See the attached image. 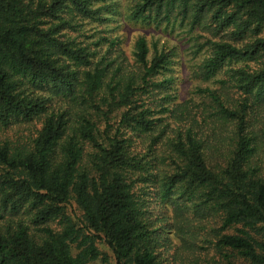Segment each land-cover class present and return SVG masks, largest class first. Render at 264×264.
Here are the masks:
<instances>
[{"label":"trees","instance_id":"16d2710c","mask_svg":"<svg viewBox=\"0 0 264 264\" xmlns=\"http://www.w3.org/2000/svg\"><path fill=\"white\" fill-rule=\"evenodd\" d=\"M116 17L196 30L218 86L174 102L177 47L128 56ZM97 240L115 264H264V0H0V264L106 262Z\"/></svg>","mask_w":264,"mask_h":264},{"label":"rangeland","instance_id":"374dc122","mask_svg":"<svg viewBox=\"0 0 264 264\" xmlns=\"http://www.w3.org/2000/svg\"><path fill=\"white\" fill-rule=\"evenodd\" d=\"M95 23H91L84 27L86 30V34H90L89 29L94 28ZM106 31H109V35L112 37H118L120 39L121 47L123 48L126 55H130L133 43L138 35H145L148 40L158 39L160 44L162 42H167L169 47H177L175 49L176 57L173 58V62L169 65L170 70L165 72V74L159 76L160 79L164 77H171L172 82L170 84V94L173 95L174 102L184 101L189 98H198L196 95V89L198 87H217L218 85H214L212 80H204L198 70V64L201 61L202 53L194 54V50L203 43L204 39L196 30H192L189 32L186 28L179 26L175 30L169 31L163 30V26L155 28L152 23H146L141 21H136L133 19H125L122 17L112 18V20L103 25ZM98 28V29H99ZM220 77V76H218ZM14 129V128H13ZM174 206L169 208V213L174 215ZM179 236V235H178ZM174 241L177 246H179V254L187 253L188 249L183 245V241L174 237L172 235ZM203 246H205V250L203 253L208 252L210 255H215V250L208 244L200 242ZM96 245L101 253L107 255V261L103 262L101 259H95L90 261L89 264H115V259L112 255L111 250L105 244L104 241L97 240ZM236 259L237 264H246L241 259Z\"/></svg>","mask_w":264,"mask_h":264}]
</instances>
